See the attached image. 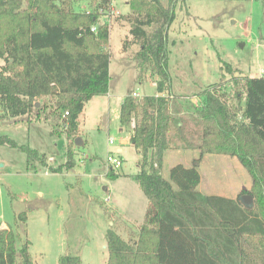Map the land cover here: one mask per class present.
I'll list each match as a JSON object with an SVG mask.
<instances>
[{
    "label": "trees",
    "instance_id": "1",
    "mask_svg": "<svg viewBox=\"0 0 264 264\" xmlns=\"http://www.w3.org/2000/svg\"><path fill=\"white\" fill-rule=\"evenodd\" d=\"M179 2L128 1L130 34L141 45L139 79L147 72L157 76L158 94L128 95L121 104L120 126L130 131V143L142 156L132 178L149 205L135 238L107 231L108 264H264V76L237 82L235 104L221 85L205 90L200 103L175 95L169 30ZM109 40L110 27L77 0H0V121L34 112L40 119L50 111L75 144L86 104L110 91ZM0 146L20 148L28 162L62 171L63 165H47L37 149L7 136L0 137ZM170 150L200 157L195 165L174 166L165 178L162 166ZM209 154L237 158L252 178L251 189L238 198L203 194L198 165ZM74 155L69 145L68 168L75 165ZM120 176L109 172L110 178ZM247 194L252 207L241 200ZM19 217L26 222L25 213ZM19 238L0 225V264H35L30 242L19 246ZM59 264L83 263L79 255H64Z\"/></svg>",
    "mask_w": 264,
    "mask_h": 264
},
{
    "label": "rangeland",
    "instance_id": "2",
    "mask_svg": "<svg viewBox=\"0 0 264 264\" xmlns=\"http://www.w3.org/2000/svg\"><path fill=\"white\" fill-rule=\"evenodd\" d=\"M77 1L91 12L98 4ZM113 1L121 14L108 22L110 91L86 104L78 136L83 144L69 142L65 127L50 111L40 119L34 112L0 121V137L37 149L49 166L63 165L61 172L53 173L39 162H28L20 148L0 146V225L20 236L19 246L30 242L35 264H59L64 255H79L83 264H108L107 231L112 228L129 240L145 220L149 203L132 178L142 156L126 141L130 131L120 132L119 116L126 96H156L158 77L147 72L139 79L136 55L141 45L130 34L129 0ZM169 51L175 95L200 103L205 90L221 85L235 104L234 92L241 89L235 84L258 76L260 70L264 75V0H180L169 30ZM110 138L115 139L113 145ZM69 145L75 153L73 168L66 166ZM119 147L124 162L114 170L121 177L113 179L107 158L118 154ZM198 157V152L167 151L163 176L168 178L178 164H197ZM198 168L199 190L205 195L238 198L251 189L252 178L237 158L205 155ZM24 213L26 222L19 217Z\"/></svg>",
    "mask_w": 264,
    "mask_h": 264
},
{
    "label": "built area",
    "instance_id": "3",
    "mask_svg": "<svg viewBox=\"0 0 264 264\" xmlns=\"http://www.w3.org/2000/svg\"><path fill=\"white\" fill-rule=\"evenodd\" d=\"M98 3L95 10L93 12L87 11L88 14L94 13L99 16V21L102 19H105L106 22L102 24H107L109 27L110 25L108 22H110L113 19H116L120 16V11L115 7V1L113 0H98ZM100 3H103V5H100ZM97 31V26L92 27V32ZM134 96L139 97L137 93H134ZM68 114V113H67ZM109 143L113 145L115 143V139L110 138ZM123 159L119 154H110L107 158V164L109 169L111 170H117L122 168L123 166Z\"/></svg>",
    "mask_w": 264,
    "mask_h": 264
},
{
    "label": "water",
    "instance_id": "4",
    "mask_svg": "<svg viewBox=\"0 0 264 264\" xmlns=\"http://www.w3.org/2000/svg\"><path fill=\"white\" fill-rule=\"evenodd\" d=\"M75 144L77 146H81L83 144L82 143V139L81 138H77L76 141H75ZM241 200L246 206H248V207H252L253 206L254 199H253L252 196H250V195L242 196Z\"/></svg>",
    "mask_w": 264,
    "mask_h": 264
},
{
    "label": "crops",
    "instance_id": "5",
    "mask_svg": "<svg viewBox=\"0 0 264 264\" xmlns=\"http://www.w3.org/2000/svg\"><path fill=\"white\" fill-rule=\"evenodd\" d=\"M110 69H111V64H110ZM261 71L262 70H260V74L258 75V76H255V77H261V76H264L263 74H261ZM264 71V70H263ZM250 77V76H249ZM109 95V94H108ZM133 95H134V93H133ZM139 95V94H138ZM140 97V96H139ZM124 131H126L124 128H122L121 127V129H120V132H124ZM130 136H131V134H130ZM130 136L126 139V141H128V143H130ZM131 144V143H130ZM117 152H118V154L119 155H121L120 153L122 152V148L121 147H119L118 148V150H117ZM196 159V158H195ZM121 177V176H120ZM136 181V180H135ZM244 188V187H243ZM3 228V227H2ZM5 228H7V227H5Z\"/></svg>",
    "mask_w": 264,
    "mask_h": 264
}]
</instances>
